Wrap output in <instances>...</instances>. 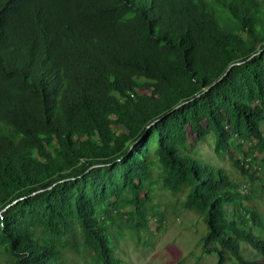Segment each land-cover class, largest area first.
I'll use <instances>...</instances> for the list:
<instances>
[{"label":"trees","instance_id":"trees-1","mask_svg":"<svg viewBox=\"0 0 264 264\" xmlns=\"http://www.w3.org/2000/svg\"><path fill=\"white\" fill-rule=\"evenodd\" d=\"M261 127L264 0H0L7 264H122L119 238L164 222L155 186L212 264H264L248 196L194 149L235 167Z\"/></svg>","mask_w":264,"mask_h":264},{"label":"rangeland","instance_id":"rangeland-1","mask_svg":"<svg viewBox=\"0 0 264 264\" xmlns=\"http://www.w3.org/2000/svg\"><path fill=\"white\" fill-rule=\"evenodd\" d=\"M264 140V127H261ZM195 151L212 165L220 166L228 174L229 183L237 185L242 194L248 196L243 205L254 210L263 226L264 235V188L260 177L264 171V157L244 145L242 153L235 151L238 164L222 161L213 155L212 140L205 143L195 141ZM228 183V184H229ZM152 202L164 214V222L150 219L146 232L139 239L124 235L117 243V256L122 264H212L213 259L200 254L198 239L204 232L197 218L189 213L171 210L173 198L159 187H153ZM200 255V256H199ZM244 262H250L258 254L248 245H242ZM201 257V258H200ZM0 264H7L6 255L0 251Z\"/></svg>","mask_w":264,"mask_h":264}]
</instances>
